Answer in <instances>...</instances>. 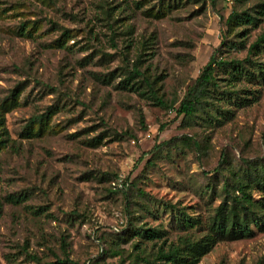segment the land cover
Masks as SVG:
<instances>
[{
    "label": "rangeland",
    "instance_id": "obj_1",
    "mask_svg": "<svg viewBox=\"0 0 264 264\" xmlns=\"http://www.w3.org/2000/svg\"><path fill=\"white\" fill-rule=\"evenodd\" d=\"M263 2L0 0V264H155L161 247L208 236L223 187L233 196L236 174L264 163V73L252 81L218 70L215 99L189 120L128 76L137 64L178 108L215 51L247 58L264 34ZM244 11L258 21L230 29L231 14ZM255 54L264 68V50ZM34 116L45 121L30 126ZM127 178L130 219L118 192ZM171 206L198 225L182 230ZM141 228L164 239L143 241ZM252 230L198 264H264V232Z\"/></svg>",
    "mask_w": 264,
    "mask_h": 264
},
{
    "label": "trees",
    "instance_id": "obj_2",
    "mask_svg": "<svg viewBox=\"0 0 264 264\" xmlns=\"http://www.w3.org/2000/svg\"><path fill=\"white\" fill-rule=\"evenodd\" d=\"M214 2V1H213ZM258 15H264V2L259 7ZM258 21V18L249 11L234 12L227 20V25L230 29H235L244 25H251ZM243 43V42H242ZM241 49H245L244 44ZM264 50V34L260 36L258 41L248 49V56L244 60H225L217 58V52L212 55L208 64L202 70L200 76L197 78L192 87L189 88L186 95L180 102L178 108H174V105H168L167 102L158 95L157 90L152 86V83L145 77L139 70L137 64L134 65L130 71L128 81H132L137 77H142L144 84L147 86L149 93L153 100L163 108L175 109L177 116H183L185 120L193 119L197 113L204 109L207 102H210L211 98L215 99L214 92L218 91L217 76L216 73L220 69H227L230 71L232 79L242 78L247 75L254 79H259L264 73V68L256 62H252L251 56H255L256 52ZM246 64H251L254 71L249 72V68ZM231 92H224L218 95L220 100L223 97H227ZM8 110H6L7 112ZM1 117V113H0ZM45 121L44 116H34L29 122L30 126ZM142 124H144L142 120ZM1 128H5L4 119L1 120ZM6 135H8L6 128L4 129ZM6 145V140L0 139V153ZM163 144H159L153 148V152H157L162 148ZM194 146L199 148L198 144L194 142ZM248 165L240 171L237 175L236 187L234 189V195L231 196L228 185L223 187L225 197L221 204L215 210V216L210 219L209 222V234L202 241L197 243H185L183 248L171 246L168 249L161 247L156 253L157 263L155 264H198L201 259L207 255L212 248L222 241H235L243 238L253 236L254 232L252 226L256 227L259 231L264 232V163H247ZM122 188L120 191L124 207L128 215V219L131 217V199H130V183L129 179L122 181ZM257 191L262 196L259 200H254L251 192ZM14 204H19L24 198L12 197ZM172 218L182 230L186 231L189 228H195L198 223L189 217L184 211L178 209L176 212L173 206L170 207ZM166 211V209H165ZM72 217L79 218L80 215L75 212H71ZM129 221V220H128ZM136 236L142 238L143 241H162L164 239V233L155 228H141V230L135 232ZM66 248V243L62 244ZM139 249V248H137ZM103 255L106 252L102 250ZM32 260L37 264H41V260L35 256ZM47 264H75L68 258L60 259L54 256Z\"/></svg>",
    "mask_w": 264,
    "mask_h": 264
}]
</instances>
